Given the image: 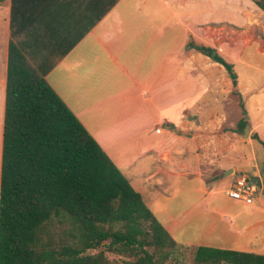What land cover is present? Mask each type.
Listing matches in <instances>:
<instances>
[{
	"label": "crops",
	"instance_id": "obj_1",
	"mask_svg": "<svg viewBox=\"0 0 264 264\" xmlns=\"http://www.w3.org/2000/svg\"><path fill=\"white\" fill-rule=\"evenodd\" d=\"M27 1L13 41L33 68L47 69L49 86L172 240L264 255L256 0H114L95 22L97 0ZM11 9L12 0L0 2V168ZM198 47L232 67L235 85ZM249 176L260 182L254 197L232 199L235 181Z\"/></svg>",
	"mask_w": 264,
	"mask_h": 264
},
{
	"label": "trees",
	"instance_id": "obj_2",
	"mask_svg": "<svg viewBox=\"0 0 264 264\" xmlns=\"http://www.w3.org/2000/svg\"><path fill=\"white\" fill-rule=\"evenodd\" d=\"M113 1L107 0L103 9L97 0L100 7L95 6L93 22ZM27 2L12 0L11 9L0 168V264H111L105 253L128 258L126 264L170 262L183 247L49 86L47 69L33 68L13 41L15 21L28 17ZM255 4L264 12V0ZM213 61L235 85L232 67L218 56ZM55 227L64 234L58 243L49 235ZM192 264H264V255L199 247Z\"/></svg>",
	"mask_w": 264,
	"mask_h": 264
},
{
	"label": "rangeland",
	"instance_id": "obj_3",
	"mask_svg": "<svg viewBox=\"0 0 264 264\" xmlns=\"http://www.w3.org/2000/svg\"><path fill=\"white\" fill-rule=\"evenodd\" d=\"M49 235L52 237L55 243H58L60 239L64 237L62 233V229L60 227H55L54 230L49 231ZM96 251L91 250L89 253H95ZM193 254L194 251L188 250L187 248H180L177 254H173L171 257V261L169 259L163 261L162 264H192L193 262ZM107 259L111 262V264H126L129 261L128 258L118 256L112 253H105Z\"/></svg>",
	"mask_w": 264,
	"mask_h": 264
},
{
	"label": "built area",
	"instance_id": "obj_4",
	"mask_svg": "<svg viewBox=\"0 0 264 264\" xmlns=\"http://www.w3.org/2000/svg\"><path fill=\"white\" fill-rule=\"evenodd\" d=\"M256 186L248 179L239 177L233 184L229 195L234 200L250 201L256 194Z\"/></svg>",
	"mask_w": 264,
	"mask_h": 264
},
{
	"label": "water",
	"instance_id": "obj_5",
	"mask_svg": "<svg viewBox=\"0 0 264 264\" xmlns=\"http://www.w3.org/2000/svg\"><path fill=\"white\" fill-rule=\"evenodd\" d=\"M211 56L214 57V52L211 54ZM246 132H248V129H245V133ZM248 179L255 186L260 187V182H259V179L257 177L249 176Z\"/></svg>",
	"mask_w": 264,
	"mask_h": 264
}]
</instances>
